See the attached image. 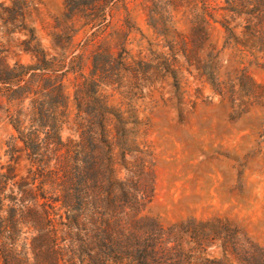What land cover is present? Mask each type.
Wrapping results in <instances>:
<instances>
[{
  "label": "trees",
  "instance_id": "1",
  "mask_svg": "<svg viewBox=\"0 0 264 264\" xmlns=\"http://www.w3.org/2000/svg\"><path fill=\"white\" fill-rule=\"evenodd\" d=\"M117 1L64 0L47 45L32 20L40 0L0 4L3 34L23 36L16 45L0 39V123L13 131L0 140V264H264V250L228 219L164 226L144 214L154 175L124 102L139 63L128 49L127 6L128 24L110 30ZM136 2L155 34H173L174 48L151 0ZM200 2L198 31L218 24L264 67V0ZM10 53L29 61L11 63Z\"/></svg>",
  "mask_w": 264,
  "mask_h": 264
},
{
  "label": "rangeland",
  "instance_id": "2",
  "mask_svg": "<svg viewBox=\"0 0 264 264\" xmlns=\"http://www.w3.org/2000/svg\"><path fill=\"white\" fill-rule=\"evenodd\" d=\"M136 3L117 1L110 30L128 24L127 6L133 26L128 49L139 65L124 102L138 117L133 134L154 175L153 198L144 214L164 226L225 218L264 250V67L229 45L218 24L205 25V35L198 31L200 0H151L155 18L175 32L174 48L173 34L168 39L155 34ZM37 9L32 20L47 45L45 34L61 16L64 0H40ZM3 32L0 28L4 43L23 40L19 33L8 37ZM15 55H8L11 63L29 61ZM165 59L171 64L168 71L157 73ZM4 103L0 99V107ZM12 132L5 120L0 123V140Z\"/></svg>",
  "mask_w": 264,
  "mask_h": 264
}]
</instances>
